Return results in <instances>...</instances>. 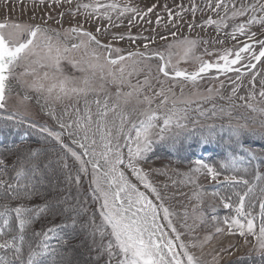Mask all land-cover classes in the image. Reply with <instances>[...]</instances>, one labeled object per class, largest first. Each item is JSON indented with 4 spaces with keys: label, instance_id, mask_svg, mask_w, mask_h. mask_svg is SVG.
Masks as SVG:
<instances>
[{
    "label": "snow or ice",
    "instance_id": "6c2138e0",
    "mask_svg": "<svg viewBox=\"0 0 264 264\" xmlns=\"http://www.w3.org/2000/svg\"><path fill=\"white\" fill-rule=\"evenodd\" d=\"M44 0H41L43 3ZM68 3L72 4L73 0H53L55 4ZM210 10L217 11L223 8L225 16L231 13L232 18L244 17L249 11L253 13L248 18L246 23H241L233 27L230 34L233 39L236 34L248 36L251 43H244L235 50V48H226L223 53L218 56L215 61L203 60L199 57V66L194 71H188L172 64V53L167 55L163 52L153 51L148 55L147 51L128 52L127 56L117 55L113 58V52L120 53L122 50L114 48L111 42L105 43L98 36L107 33L108 28L102 26L96 27V33L87 31L82 25L65 29V41L67 38L75 37L78 43H73L71 48L66 42H61V33L48 26L41 24H19L9 23L7 20L0 22V109L5 108V93L7 81L14 74V69L18 66H25V72L35 71L31 69L30 65L37 64L40 67H48L53 70L52 75L48 72L44 73V79L50 80L51 83L45 87L44 83L33 84L32 87L38 92H46L48 98L54 100H61L71 97L85 98V117H80L72 123H64L57 118V123L61 129H68L67 135L69 137L80 132L83 133L82 139H76L73 143L78 144L83 150V153H78L68 147L64 143L62 136L63 132H54L47 127H37L35 124H29L30 128L36 129L41 134H47L54 138L79 164V168L75 174L67 172L66 179L75 182L77 186L80 184L81 174H88V165H91V195L94 201L100 200L99 215L100 223L97 224L95 214L90 216L85 223L78 224V217L85 213L87 209L83 206L79 207L77 216L72 217L71 223L62 224L54 227H49L46 231L41 232L43 241L39 250H30L27 259L22 257V245L25 239V231L32 226L33 222L42 216L54 212L56 205L62 201H45L41 205L27 206L23 201L31 199L33 196L42 195L37 187L35 176L38 172V165L34 163V158L37 152L30 151L26 157L17 158L16 162L11 166L3 157H0V195L10 197L12 200L21 201L17 206L13 207L9 203H0V249L11 250L12 258L7 259L0 256V264H44L43 257L54 255L55 249L50 246L48 241L57 238L55 235L59 229L71 227L74 231L86 233L88 237V251L94 252L95 255L90 259L92 264H100L103 260L104 264H198L196 258L188 251V246L180 240V233L177 231L170 217L173 215L170 210L164 206L163 197L155 186L149 181L148 173L141 167V163H146L151 153H153L158 146H168L176 148L181 142V138L188 139L195 127L199 125V120L193 122L190 129L188 121L189 106L197 104V110L200 116H205L207 110H200V103L197 100L184 97V86L186 83H191L194 87L200 80H203L210 72L215 70L217 73L227 76L229 73H235V80L231 81V93L227 99L231 100L238 95L239 89L242 87L244 76H249L251 90L247 96H239L247 107L252 108L253 111H259L264 114V108H256L253 103L249 101H256L257 92L256 80L260 79L259 97L260 101L264 102V66L257 70V65H264V39H254L255 32L246 31V24L251 25L254 22H259L264 25V16H257V11L264 12V2L262 0H254L252 3H239L237 6L236 0H207L206 5ZM83 7L84 9H92V12H99V9H106L99 12V16L110 22V27H117L112 23V16L107 9L116 10L119 5L101 4L99 0L95 4H77L76 11ZM156 5L149 7L147 12L151 13ZM166 7V6H165ZM198 10L197 6L193 4L191 11L193 15ZM69 11H72L70 8ZM133 13L140 15L138 9L134 7L125 6L119 13L123 16L126 13ZM63 17L64 13H60ZM91 16L92 13H87ZM179 15V14H178ZM119 16L117 19H119ZM169 16L172 13L169 11ZM51 19V16H49ZM157 24L160 20L157 19ZM134 21L129 20V25ZM203 25H215L218 29L227 27L224 18L213 19L209 16L203 21ZM201 25V26H203ZM192 24L189 25L191 30ZM175 36V33H172ZM136 40V39H150L149 37L132 36L128 33H112V40ZM161 40H166V37L161 36ZM219 42V41H218ZM185 46V58L193 51L199 43L198 40H191L185 37L182 41L175 42ZM253 44L259 45L257 51ZM95 47H91V46ZM91 48V55L97 61L103 56L105 64L111 66L108 76H111V83L123 86L128 84L131 91L122 92L117 91L115 101L109 103L110 94L106 92L103 85L99 89L91 86V78L85 76L83 78V87L76 86L74 78L64 76L60 78L63 73L61 68L62 60H69L73 67L78 68L81 72H87L88 69H93L92 77H95V69L103 71L104 65L99 63H87V68L81 66V62L70 60L65 53L73 49ZM147 50L149 45H143ZM172 44L168 45L171 49ZM98 49H103L107 53L104 55L98 52ZM208 54V49H204ZM157 58L160 63L157 66V77H152L151 66L147 67L148 74L145 75L144 80L138 81L135 85L131 84L126 77H131L133 74L139 75L144 71V67H136L135 65H142L143 61ZM138 58V59H137ZM126 60H132L133 67L126 73ZM239 65V67H237ZM115 69V71L112 70ZM246 69L242 71L241 69ZM164 77L163 80L159 76ZM104 78L103 76L101 77ZM215 78V77H211ZM153 79L159 84V89L151 95L145 92V88H153ZM168 81H172L174 85L180 86V96L173 91L172 86L165 87ZM224 88V83L221 82L216 89H207L209 95L199 97V101H210L213 99L211 93L216 92L217 95L221 93ZM89 93H95L97 96L100 93L105 95V99H95L92 103L97 106V119L93 121V113L91 112L87 96ZM141 96L143 97L141 99ZM221 98H224L221 96ZM135 103H132V101ZM159 99V103L153 104ZM216 105H212L214 110ZM79 112V109H76ZM224 112V109H220ZM109 113L112 114V119H109ZM49 115L55 117V112L49 109ZM215 115V111H213ZM4 119L15 121V115L5 117ZM23 122V121H19ZM75 126V128H74ZM264 127V122H262ZM214 125H208L207 136H201L200 142L207 144L217 134L213 129ZM223 128V126H221ZM253 134L246 125H229V135L236 138L239 142L240 137L245 134ZM92 133V136H89ZM188 133V136H185ZM98 134L100 141V150L97 151V140L94 138ZM264 134V133H262ZM127 148V152L123 151ZM248 155L252 160L259 159L254 151L249 150ZM84 157H88L87 160ZM244 163L243 157H233L229 164L224 167L231 166L237 169L239 165ZM123 166V167H121ZM64 169L69 166L65 161L62 165ZM257 165V169H258ZM130 169L132 174L138 181L143 183L146 189H151L155 194V199L160 201L159 205L155 204L145 192L139 190L136 184L132 183L124 169ZM9 169H11L12 176L8 177ZM204 169L211 175L212 179H216L219 172L215 167L204 163V161H197V168L195 171ZM247 171V169H244ZM230 182L241 183L247 187L244 192H236L234 195L238 197V202L235 206V215L233 217L225 218V223L228 224L229 234H238L245 237L249 235L256 238L257 244L255 250L259 252L262 259H264V188L260 191L259 197V213L254 215L252 209L256 206L253 203L257 199L254 195L255 185H249V181L243 177H228ZM257 180L264 179L257 171ZM245 198H248V204H245ZM66 199V198H62ZM227 201V197H222ZM86 203V201H85ZM158 207L163 209V218L167 220V227L172 233H175V239L165 231V225L159 222L160 213ZM224 207L231 209L233 205L225 202ZM259 220V223H257ZM16 225L18 235L12 236L11 239H3L6 233H9ZM233 229L236 231L233 232ZM223 231V229H217ZM17 240L19 243H17ZM62 242L63 238H61ZM179 241V244H177ZM182 249L183 251H178ZM186 258V259H185Z\"/></svg>",
    "mask_w": 264,
    "mask_h": 264
},
{
    "label": "rangeland",
    "instance_id": "374dc122",
    "mask_svg": "<svg viewBox=\"0 0 264 264\" xmlns=\"http://www.w3.org/2000/svg\"><path fill=\"white\" fill-rule=\"evenodd\" d=\"M97 0H73L72 4L64 2L62 4H55L53 0H0V22L7 20L9 23L19 24H41L48 26L61 33V42H66L71 48L73 43H78L75 37L67 38L65 41L64 31L69 27L80 24L87 31L96 33V27L108 28L107 33L98 36L103 42H111L114 48H119L120 53L113 52V58L117 55L127 56L128 52L147 51L151 55L153 51H159L167 55L172 53V64L179 68L194 71L199 66V57L203 60L215 61L223 50L226 48H235L238 50L244 43H251L248 36L236 34L233 39L230 35L233 27L246 23L249 17L253 15L251 11L244 17L232 18L231 13L225 16L223 8L212 11L207 5V0H99L101 4L119 5L116 10L107 9L112 16V23L118 25L117 27H110V22L99 16V12L106 9H99V12H92V9H84L81 7L76 11L77 4H95ZM228 0H225L227 3ZM252 3L254 0H236L237 6L239 3ZM264 2V0H262ZM195 4L198 10L193 15L191 8ZM215 4V0H213ZM156 5L151 13L144 15L149 7ZM125 6L134 7L138 9L140 15L133 13H126L119 16V13ZM166 6V7H165ZM72 11H69V9ZM169 11L172 16H169ZM60 13H64L61 17ZM87 13H92L88 16ZM179 14V15H178ZM256 15L264 16V12L257 11ZM51 16V19H49ZM119 16V19L117 17ZM209 16L213 19L224 18L227 27L217 28L215 25H203V21ZM132 19L134 23L129 25V20ZM157 19L160 23L157 24ZM192 24L191 30L189 25ZM203 25V26H201ZM246 31L255 32L254 39H264V25L259 22H254L251 25L246 24ZM132 36L149 37L150 39H136V40H112V33H128ZM175 33V36L172 35ZM166 37V40H161L160 37ZM185 37L191 40H198L199 43L193 51L185 58V46L175 42L182 41ZM219 41V42H218ZM148 44L147 50L143 45ZM172 44L171 49L168 45ZM91 47H95L94 45ZM253 47L258 51L259 45L253 44ZM208 49V54L204 49ZM98 52L107 55L105 50L98 49ZM70 60L81 62V66L87 68V63H99L104 65L103 71L95 69V77H92L93 69H88L87 72H81L78 68L73 67L69 60L61 61V68L63 73L60 78L64 76L74 78L76 86L83 87V78L87 75L91 78V86L97 89L103 85L107 93L110 94L109 103L115 101L117 91L128 92L131 91L127 83L123 86L111 83V76L108 72L111 66L105 64L103 56L99 61L91 55V48L73 49L65 53ZM138 59V58H137ZM264 60V58H262ZM160 61L157 58L143 61L142 65H135L136 67H144V71L139 75L133 74L131 77H126L131 84L135 85L138 81H143L145 75L148 74L147 67L151 66L152 77H157L156 71ZM126 73L134 66L132 60H126ZM262 66L257 65V70ZM239 67V65H237ZM31 69L35 71L25 72V66L21 65L14 69V74L7 81L5 93V108L0 109V119L15 115L16 120H7L14 124L18 131L26 132L19 135V140L30 139L28 142L14 151H1L0 157H3L11 166L17 158L26 157L30 151L37 152V157L34 163L38 165V172L35 176L36 187L42 195L33 196L31 199L23 201L27 206L41 205L45 201H62L56 205V210L49 214L40 217L33 222L30 227L32 231L39 229H47L58 224H69L74 216H77L79 207L83 206L87 209L85 213L78 217V224L85 223L90 216L95 214L97 224L100 223L99 209L102 201H94L91 195L93 185H91V165H88V174H81L79 186L75 182L69 183L66 179L67 172L75 174L79 168L78 162L64 149L57 141L47 134H41L36 129L30 128L29 124H35L37 127H47L54 132H63L62 139L65 144L78 153H83V150L78 144L73 143L76 139H82L83 133L74 134L69 137L67 135L68 129H61L57 123V118L64 123H72L80 117H85V98L71 97L61 99L59 101L52 98L46 99L48 94L46 92H38L33 84L44 83L47 87L51 81L45 80L44 73L48 72L52 75L53 70L48 67H40L37 64L30 65ZM115 71L114 68H112ZM246 71V69H241ZM104 77L103 79L101 77ZM211 77H215L214 79ZM163 80L162 75L159 76ZM260 79L257 77L256 101H249L254 104L256 108H264V102L260 101L258 95L260 90ZM235 80V73H229L227 76L217 73L215 70L210 72L203 80H200L194 87L190 82L184 86V97L197 100L200 103V110H207L205 116H200L197 110V104L189 106L188 121L189 128L193 126V122L199 120V125L191 133L188 139L181 138L180 144L176 148L168 146H158L155 151L150 154L146 163H141V167L148 173L149 181L157 188L163 197L164 206L167 207L173 214L172 220L177 231L180 233V240L187 246L188 251L196 258L198 264H264V259L261 258L258 251L255 250L257 244L256 238L249 235L247 243L245 237H241L238 232L236 234H229L228 224L225 223V218H231L235 215V206L238 202V197L234 195L236 192H244L248 186L241 183L230 182L228 177H243L249 181L251 173H253L249 150L254 151L259 143H264V114L259 111H253L252 108L247 107L239 96H247L251 90L249 83L250 77L244 76L242 87L238 91L237 97L229 100L227 97L231 93V81ZM224 83V88L219 95L216 92L211 93L213 99L210 101H199V97L209 95L207 89H216L220 83ZM153 88L151 91L145 88V92L151 95L159 89V84L155 79L152 81ZM172 86L173 91L180 96V86L174 85L172 81H168L165 87ZM223 96L224 98H221ZM105 95L100 93L97 96L95 93H89L87 100L89 107L93 113V121L97 119V106L92 103L95 99L103 101ZM143 97L141 96V99ZM132 103H135L134 99ZM159 103V99L155 104ZM216 108L213 110L212 105ZM223 108L224 112L220 109ZM49 109L54 110L55 117L49 115ZM79 109V112L76 111ZM215 111V115H213ZM109 119H112V114L109 113ZM23 121V122H19ZM208 125H214L217 134L211 139V142L204 144L200 142V137L207 136ZM229 125H246L253 134L247 132L243 134L239 142L236 138L229 135ZM223 126V128H221ZM75 128V126H74ZM185 133V136H188ZM92 136V133H89ZM97 140V151L100 150V141L98 134L94 137ZM3 143V136L0 135V144ZM258 145V146H257ZM123 151L126 153L127 148ZM233 157H243L244 163L239 165L237 169L231 166L224 167L229 164ZM85 160L88 157H84ZM67 162L69 168L62 167L64 162ZM197 161H204L216 168L219 175L216 179H212L211 175L206 170L201 169L195 171L197 168ZM262 166V165H261ZM123 167V166H121ZM254 168V167H253ZM247 169V171H244ZM255 169V168H254ZM128 179L137 185L140 191L145 192L150 199L157 205L160 201L155 199V194L151 189H146L140 181L132 174L130 169H124ZM12 176L11 169H9L8 177ZM249 185H253L249 182ZM259 185H255L254 195L257 197L253 201L255 207L252 209L254 215L259 213ZM227 197V201L222 199ZM66 198V199H62ZM86 201V203H85ZM9 203L15 207L21 201L12 200L10 197L0 195V203ZM225 202L231 203V209L224 207ZM245 204H248V198H245ZM160 213L159 222L165 225V231L175 239V233L167 227V220L163 218V209L158 207ZM259 223V220H257ZM223 231H217V229ZM73 230V229H72ZM236 230L233 229V232ZM26 232V231H25ZM29 234V230L27 231ZM72 236L69 239L68 246L61 250L62 254L58 257L59 264H92L90 259L95 253L88 251V237L77 229L72 231ZM30 239L27 237L24 244H29ZM179 244V241H177ZM178 251H183L178 248ZM186 259V258H185ZM100 264H104L101 260Z\"/></svg>",
    "mask_w": 264,
    "mask_h": 264
},
{
    "label": "trees",
    "instance_id": "16d2710c",
    "mask_svg": "<svg viewBox=\"0 0 264 264\" xmlns=\"http://www.w3.org/2000/svg\"><path fill=\"white\" fill-rule=\"evenodd\" d=\"M20 132L24 134L26 133V132H23L22 130L18 131V129H16L14 124H12L11 122L0 119V135L3 136V143L0 144V152L1 151H14L18 147L32 141L30 139L19 140V135H21ZM256 142L259 146L257 145L258 147L254 149V152L256 153L257 157H260V158L256 160L249 159V162H251L252 165H254L251 167L253 173H251V176L249 177V182L253 185H259L258 188H260V191H261V189L264 188V179L257 180L256 176H257V171H258L259 174L262 177H264V143L263 142L259 143L260 141H256ZM35 157H37V155ZM257 165L259 166L258 169H257ZM259 197H260V193L258 194V198ZM58 225H62V224H58ZM51 227H54V226H51ZM47 229H42V230L39 229V230H34V231H32L30 227L26 229V232L24 233L25 239L29 237L30 239H33V242L31 240L30 243L29 244L27 243L26 245L23 242V245H22L23 254H22L21 259L26 260L30 250H39L38 246H40L43 241V236H41L40 233L46 231ZM28 230L30 232L29 234L27 233ZM72 231L73 230L70 226L66 228H61L55 234L57 238L50 239L48 241L50 246H52V248L55 249V254L43 257L44 264H59L58 257L61 256L62 254L61 250L65 248L66 245L68 244L69 239L71 238L73 234ZM16 235H18V230H17L16 225L13 224L11 231L9 233H6L3 239H11L12 236H16ZM61 238H63L64 242H62ZM17 243H19L18 240H17ZM0 256H3L7 259H11L12 252L11 250L0 249Z\"/></svg>",
    "mask_w": 264,
    "mask_h": 264
}]
</instances>
